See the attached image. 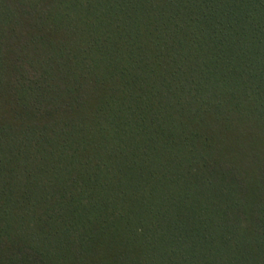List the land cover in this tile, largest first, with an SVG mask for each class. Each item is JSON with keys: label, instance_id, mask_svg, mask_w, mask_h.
<instances>
[{"label": "trees", "instance_id": "obj_1", "mask_svg": "<svg viewBox=\"0 0 264 264\" xmlns=\"http://www.w3.org/2000/svg\"><path fill=\"white\" fill-rule=\"evenodd\" d=\"M0 264H264V0H0Z\"/></svg>", "mask_w": 264, "mask_h": 264}]
</instances>
